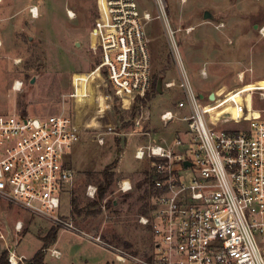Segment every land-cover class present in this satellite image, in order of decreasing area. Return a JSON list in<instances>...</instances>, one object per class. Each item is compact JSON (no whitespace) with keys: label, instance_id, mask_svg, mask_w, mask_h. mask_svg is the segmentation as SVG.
I'll return each instance as SVG.
<instances>
[{"label":"built area","instance_id":"1","mask_svg":"<svg viewBox=\"0 0 264 264\" xmlns=\"http://www.w3.org/2000/svg\"><path fill=\"white\" fill-rule=\"evenodd\" d=\"M153 3L183 94L175 111H162L159 121L164 127L174 120L183 122L186 130L172 140L154 141L143 132L149 122L144 107L132 120V135L147 136V144L134 150L133 159L150 165L147 213L138 216V224L150 232L153 250L146 259H131L136 264H264V113L249 110L246 101L236 103L223 93H217L214 101L200 98L178 53L166 1ZM95 7L90 48L96 62L89 72L72 76L66 97L74 102L73 114L63 108L42 119L0 115V199L81 234L110 249L117 263H124L127 253L59 217L63 197L75 179L66 162L67 151L88 130L105 129L103 134L118 136L122 122L112 117V99L128 111L152 91V59L144 31L151 15L141 11L136 0H95ZM28 13L37 18L38 7L30 5ZM66 13L75 17L71 10ZM175 86L167 81L161 90ZM14 88L21 86L14 83ZM220 102L232 105L241 116L219 117L215 108ZM103 134L96 138L98 145H104ZM134 189L129 179L117 183L123 195ZM86 195L97 199L98 187L87 186ZM14 229L20 232L22 223L16 222ZM49 252L59 257L58 251ZM21 260L10 252L9 264Z\"/></svg>","mask_w":264,"mask_h":264},{"label":"rangeland","instance_id":"2","mask_svg":"<svg viewBox=\"0 0 264 264\" xmlns=\"http://www.w3.org/2000/svg\"><path fill=\"white\" fill-rule=\"evenodd\" d=\"M136 1L141 11L153 18L144 27L152 77L157 76V83H176L168 90L162 87L161 94L149 95L143 111L140 109L149 115L143 132L150 133L154 141L160 137L172 140L178 132L183 135L186 124L174 120L164 127L159 114L166 109L175 111L176 102L183 99L177 86L178 71L162 23L155 18L153 0ZM165 1L178 53L195 92L205 99L211 93H223L236 103L246 101L249 110L264 113V0ZM32 4L38 7L35 19L28 13ZM67 10L75 17L68 18ZM205 11L212 19H203ZM95 17V0H0V115L23 113L42 119L63 108L73 114L74 102L66 95L71 90L72 76L89 72L95 65L96 57L90 48ZM240 73L243 78H239ZM17 82L21 83L20 90L13 89ZM216 108L218 116H241V111L225 102ZM111 113L116 122L122 117L123 123H128L117 129L118 136L103 134L105 129L88 130L67 151L66 162L75 179L63 197L59 217L77 230L101 235L110 246L127 253L128 261L117 263L110 249L92 244L58 223L32 216L4 199H0V256L5 252L8 260L11 252L22 258L19 264H28L42 248L41 237L52 228L58 234L56 242L44 251L46 264H136L131 258L143 260L152 252L150 232L138 224V216L147 213L140 210L145 209L149 197H140L148 187L143 184L125 197L117 191L120 179L128 178L134 186L145 179L150 165L134 160L133 152L147 144V136L132 135L135 117L131 118L130 110L123 111L115 99ZM99 134H103L104 145L96 142ZM114 161L115 179L97 206L99 212L86 213L85 206L92 201L86 195L87 186L97 187L102 171ZM72 200L79 210L73 216ZM108 202L116 204L109 206ZM18 221L22 223L20 232L14 229ZM50 249L59 251L60 256H51Z\"/></svg>","mask_w":264,"mask_h":264},{"label":"trees","instance_id":"3","mask_svg":"<svg viewBox=\"0 0 264 264\" xmlns=\"http://www.w3.org/2000/svg\"><path fill=\"white\" fill-rule=\"evenodd\" d=\"M156 87H157V76L153 75L151 93H153V94L157 93ZM149 99H150V96L148 95L145 99L135 102L132 109L130 110L131 118H134L137 116V114H139L141 107H144L146 102H148ZM21 115H24V114L21 113ZM119 120L122 122V126H127L128 123H123L122 117H119ZM115 165H116V161H114L111 165H109L108 167H106L102 171L101 177H100V182L97 183V187H98L97 199L92 200L86 204V206H85L86 213L95 214V213L99 212V209H97L98 208L97 206L99 205L100 201L104 199V196L107 194L108 190L110 189V187L112 186V184L114 182V179H115L114 167H115ZM143 184L146 186H147V184H149L148 172L145 174V179H143L140 183L136 184L135 188L140 189L143 186ZM143 195L144 196L140 197V200H144V199L149 197L148 188H146ZM123 196L125 197L126 195H123ZM108 205L109 206H115L114 202H108ZM147 205L148 204L144 205L145 209L144 210L141 209L140 213H143L146 211ZM71 207H72L71 208L72 216L79 213V210L76 206L75 200L71 201ZM57 234H58V230L52 228L43 237H41L40 240L42 242V248H41V250H39L34 255L31 262H29L28 264H46V263H44V256H45L44 251L50 245H53L56 242ZM0 264H9L8 260H7V254L5 252L2 253L0 256Z\"/></svg>","mask_w":264,"mask_h":264},{"label":"water","instance_id":"4","mask_svg":"<svg viewBox=\"0 0 264 264\" xmlns=\"http://www.w3.org/2000/svg\"><path fill=\"white\" fill-rule=\"evenodd\" d=\"M203 14H204V15H203V19H204V20L212 19V16H211V14H210L209 12L205 11ZM31 83H33V80L31 81ZM161 86H162L161 81H158V83H157V93H159V94L162 93ZM200 98H203V96L200 95ZM209 100H210V101H214V100H215V94H214V93H211V94L209 95ZM185 165L187 166L188 163L185 162ZM114 204H116V203L114 202Z\"/></svg>","mask_w":264,"mask_h":264},{"label":"bare ground","instance_id":"5","mask_svg":"<svg viewBox=\"0 0 264 264\" xmlns=\"http://www.w3.org/2000/svg\"><path fill=\"white\" fill-rule=\"evenodd\" d=\"M261 34L264 36V27L262 28V30H261ZM239 78H243V74L242 73H240L239 74ZM15 85L17 86V87H19V86H21V84L20 83H15ZM15 89V88H14ZM15 90H18V89H15Z\"/></svg>","mask_w":264,"mask_h":264},{"label":"crops","instance_id":"6","mask_svg":"<svg viewBox=\"0 0 264 264\" xmlns=\"http://www.w3.org/2000/svg\"><path fill=\"white\" fill-rule=\"evenodd\" d=\"M262 80V79H261ZM124 179H128V178H124ZM130 180V179H129ZM54 250H56V249H54ZM57 251V250H56ZM59 252V251H58ZM59 256H60V252H59Z\"/></svg>","mask_w":264,"mask_h":264}]
</instances>
